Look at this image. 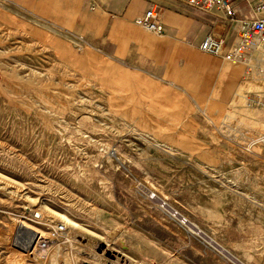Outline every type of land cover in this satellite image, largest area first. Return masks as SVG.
Returning a JSON list of instances; mask_svg holds the SVG:
<instances>
[{
  "label": "rangeland",
  "instance_id": "rangeland-1",
  "mask_svg": "<svg viewBox=\"0 0 264 264\" xmlns=\"http://www.w3.org/2000/svg\"><path fill=\"white\" fill-rule=\"evenodd\" d=\"M147 2L0 0V264H264V49L183 52Z\"/></svg>",
  "mask_w": 264,
  "mask_h": 264
},
{
  "label": "built area",
  "instance_id": "built-area-1",
  "mask_svg": "<svg viewBox=\"0 0 264 264\" xmlns=\"http://www.w3.org/2000/svg\"><path fill=\"white\" fill-rule=\"evenodd\" d=\"M196 10L216 15L222 22L230 26L236 24L238 29L232 40L207 34L201 41V50L222 56L232 62H239L247 54L264 49V0H175ZM163 8L152 3L137 16L135 22L140 27L161 34L165 26L162 22ZM52 236H58L65 230L64 224L49 228ZM48 239H40V246L45 247Z\"/></svg>",
  "mask_w": 264,
  "mask_h": 264
},
{
  "label": "crops",
  "instance_id": "crops-1",
  "mask_svg": "<svg viewBox=\"0 0 264 264\" xmlns=\"http://www.w3.org/2000/svg\"><path fill=\"white\" fill-rule=\"evenodd\" d=\"M147 1L148 6L155 2L162 6V22L167 32L166 40L169 41V43L183 46V52L191 50L196 51V49L200 50L199 45L201 41L213 26L214 29H224L227 27L226 24L215 20L212 16L175 0ZM144 11L145 10H143V12ZM152 44L153 43H151V45ZM153 47L158 48L157 44ZM127 90H129V88L124 87L123 91ZM150 100H153L150 95L143 92L141 93L139 103L147 104Z\"/></svg>",
  "mask_w": 264,
  "mask_h": 264
},
{
  "label": "bare ground",
  "instance_id": "bare-ground-1",
  "mask_svg": "<svg viewBox=\"0 0 264 264\" xmlns=\"http://www.w3.org/2000/svg\"><path fill=\"white\" fill-rule=\"evenodd\" d=\"M263 60H264V58H263ZM11 178V177H10ZM152 196H153V193H152ZM156 196V195H155ZM154 197V196H153ZM164 206V205H163ZM43 207L45 208V209H47V210H50L53 214H55V215H57V216H60V217H62L64 220H65V222L66 223H68V224H71V225H73L74 226V228H73V230L74 229H84L85 227H84V225L82 224V223H80V222H76V221H74L73 219H71V218H69L66 214H64V213H62V212H60V211H58V210H55V209H53L52 207H51V205L48 203V202H43ZM94 209H95V207H93ZM183 220V219H182ZM183 221H186V220H183ZM182 221V222H183ZM184 224H185V222H184ZM65 225V229L67 228V226H66V224H64ZM18 228H20L19 229V238L20 239H22L23 240V242L25 243V242H27V246L28 245H30L31 244V246H29L30 248L31 247H34L35 249H38V247L40 246V240L36 243V241L34 242L35 244L33 245L31 242H29L30 241V239H29V237L27 238V235L28 236H35V235H37V234H39V232L35 229V227H33V226H31V224L29 225L28 223H26L25 221H21V226L20 227H18ZM50 228V227H49ZM48 228V229H49ZM201 231V230H200ZM70 233H72V232H68L67 233V235L65 236V238L63 237H60V236H63V234H60V235H58V236H55L56 237V242H55V244L51 247V249H49L48 251H47V255L45 254V253H43V254H41V255H39V256H37L36 258H38V259H44V258H49L50 259V261L52 262L54 259H53V255L51 254V252L50 251H56L57 253H60L61 252V250H62V248L64 247V243H67V242H69L70 240H71V238H70V236H71V234ZM52 235V234H51ZM70 235V236H69ZM16 236H18V235H16ZM35 238V237H34ZM73 240V239H72ZM30 243V244H29ZM70 243V242H69ZM72 243V242H71ZM73 244V243H72ZM67 245V244H66ZM42 246V245H41ZM40 248V247H39ZM74 248V247H73ZM28 249V248H27ZM32 249V248H31ZM41 249V248H40ZM224 249V248H223ZM225 250V249H224ZM46 251V250H45ZM36 252V251H35ZM236 262V261H235Z\"/></svg>",
  "mask_w": 264,
  "mask_h": 264
}]
</instances>
